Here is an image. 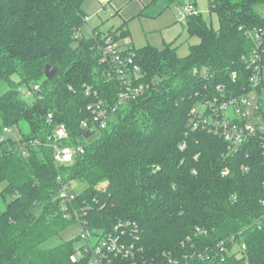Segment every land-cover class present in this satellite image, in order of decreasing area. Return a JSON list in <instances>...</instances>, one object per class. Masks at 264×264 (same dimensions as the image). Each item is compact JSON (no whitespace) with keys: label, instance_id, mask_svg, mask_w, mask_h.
Returning <instances> with one entry per match:
<instances>
[{"label":"trees","instance_id":"trees-1","mask_svg":"<svg viewBox=\"0 0 264 264\" xmlns=\"http://www.w3.org/2000/svg\"><path fill=\"white\" fill-rule=\"evenodd\" d=\"M85 1L0 0V82L8 86L0 95V133L16 128L30 145L22 154L11 139L0 141V264H87L71 262V240L42 246L76 224L94 235L125 229L139 252L119 264H264L260 141L232 148L191 122L206 86H246L242 57L254 47L246 32L264 30V0H209L217 28L199 14L185 16L189 36L199 39L185 57L171 45L125 48L151 89L118 109L96 138L80 128L92 99L85 90L113 102L118 86L102 74L100 36L74 39ZM178 6L152 0L138 17ZM104 34L119 42L130 32L124 21ZM46 65L56 69L51 80ZM34 84L41 91L31 102L19 96ZM57 125L68 133L64 144L83 149L69 164H57L51 148L33 146ZM74 181L87 184L84 192L73 203L61 200L62 183ZM233 242L243 245L240 257Z\"/></svg>","mask_w":264,"mask_h":264},{"label":"built area","instance_id":"built-area-1","mask_svg":"<svg viewBox=\"0 0 264 264\" xmlns=\"http://www.w3.org/2000/svg\"><path fill=\"white\" fill-rule=\"evenodd\" d=\"M182 12L186 15H198L195 5L191 3L186 4ZM87 21L88 17H84V22ZM246 34L254 43L252 51L242 57L248 70L246 86L238 90L223 84L206 86L202 102H198L191 112V122L192 128L200 126L208 133L222 138L232 148L238 147L247 140L258 139L264 155V112L259 98L261 92H257L264 83V30L247 31ZM97 35L100 36L98 38H100L102 62L110 65L106 78L117 83L118 91L115 101L109 102L99 97L98 93L91 91L90 88L85 90L86 95L91 96L92 99L84 108L87 117L80 121V128L90 132L93 138L100 136L103 129L115 117L118 109L146 95L151 89L149 84L140 81L142 75L138 67L133 64V54H125V49L121 48L112 37L105 36L98 30L91 31L93 38ZM80 36V33H75L74 39L79 40ZM232 82H236L235 73L232 75ZM40 91V84H34L29 88H21L19 96L28 99ZM51 120L52 116L48 115V124H52ZM11 130V128H4L2 133H10ZM3 134L0 136V141L5 140ZM67 138L66 128L63 125H57L45 142L36 139L33 146L45 145L52 149L53 159L57 164H69L83 149L80 145L75 147L65 145L64 141ZM29 146L25 141H20L18 151L25 154ZM58 196L69 203H73L76 199L72 188L66 183L60 186ZM72 212L75 215L78 214L75 208ZM129 234H132V229ZM91 237L94 239L93 242L90 240ZM80 238L84 239L85 243L70 256L73 263L87 258V264L91 260L93 264H119V261L139 252L135 249L133 240L126 235V230L118 231L117 227L113 232L99 235H94L89 230H82ZM233 243V250L236 249L237 254H243V245ZM221 250L225 251L223 245Z\"/></svg>","mask_w":264,"mask_h":264},{"label":"rangeland","instance_id":"rangeland-1","mask_svg":"<svg viewBox=\"0 0 264 264\" xmlns=\"http://www.w3.org/2000/svg\"><path fill=\"white\" fill-rule=\"evenodd\" d=\"M108 1L109 0L85 1L84 8L85 11H87L85 13L88 15V17H90V19L81 26L80 39H89L91 36V30H93L95 27L99 29L98 31L101 33H106L108 30L115 29L117 26H119V24H121L120 17L114 14L113 9L107 3ZM188 3L194 4L196 6L198 14L209 26L217 28V18L214 14L209 12V0H179V6L177 9H168L156 18L136 17L129 21L127 23V28L130 32V37L126 40H121L119 45H124L130 41L134 48L150 45L154 48L162 49L165 45H171L176 50L178 57H185L189 53L190 46L199 43V39L197 37H191L187 32L185 17L187 15L182 13L183 15L180 19L175 15V10H179L181 13L183 7ZM262 12H264V9L263 11L261 10V14ZM95 42L97 44V49L101 53L100 62L103 65L102 74L106 78V74L110 68V65L102 62V51L99 48L100 41L98 39L97 41L95 40ZM6 85L7 84L5 82H0V95L2 94V89L6 88ZM99 97L107 100L104 98V96L99 95ZM259 98L262 102V108L264 112V91L260 94ZM27 100L28 102H31L33 98H28ZM111 121H115V117L112 118ZM8 128L10 129V127ZM20 130L23 132L27 131V124L25 122L20 124ZM0 134L2 135L3 133ZM3 136L5 139L9 138L17 144H20V141H23L20 138L19 132L16 128L12 129L10 133L4 132ZM2 187L3 184H0V190ZM86 187L87 184L85 182L74 181L71 183L72 192L75 195L82 194ZM0 208L3 210V206ZM80 234L81 227L76 224L61 232L59 235L51 238L42 246L44 248H51L60 244L61 242L71 240L73 241V246L76 251L85 243V240L80 238ZM90 240L91 242L94 241L92 237ZM237 257H240V254H237ZM89 264H93L92 260L89 262Z\"/></svg>","mask_w":264,"mask_h":264},{"label":"crops","instance_id":"crops-1","mask_svg":"<svg viewBox=\"0 0 264 264\" xmlns=\"http://www.w3.org/2000/svg\"><path fill=\"white\" fill-rule=\"evenodd\" d=\"M152 0H109L107 3L111 6V8L114 11L115 15H118L121 19V24L125 21L126 23H128L129 21H131L132 19L138 17L139 12L142 10V8L146 5H148ZM87 5V4H86ZM196 7V6H195ZM84 13L87 12L85 11V8H83ZM183 12H181V18H182V14ZM85 16L88 17V15L85 13ZM90 17H88V21H89ZM87 21V22H88ZM119 24V26L121 25ZM118 27V26H117ZM94 29H97L96 27ZM93 29V30H94ZM91 30V31H93ZM99 30V29H97ZM130 37V34H129ZM128 37V38H129ZM127 38V39H128ZM126 40V39H124ZM120 42V41H119ZM118 42V43H119ZM131 42V41H130ZM130 42H127L124 45H120L121 48L125 49L128 46L133 47L132 44ZM134 48V47H133ZM8 89V86L6 85V88L2 89V94L4 92H6ZM2 122L0 119V126H1Z\"/></svg>","mask_w":264,"mask_h":264},{"label":"water","instance_id":"water-1","mask_svg":"<svg viewBox=\"0 0 264 264\" xmlns=\"http://www.w3.org/2000/svg\"><path fill=\"white\" fill-rule=\"evenodd\" d=\"M175 15L180 19L181 18V14H180V11L179 10H175ZM56 73V69L49 66V65H46L45 68H44V77L45 79L47 80H51L54 75Z\"/></svg>","mask_w":264,"mask_h":264}]
</instances>
